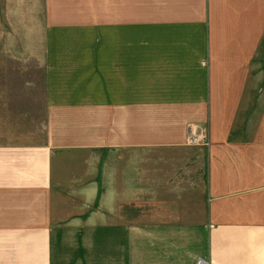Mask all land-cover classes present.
I'll list each match as a JSON object with an SVG mask.
<instances>
[{
    "label": "crops",
    "instance_id": "crops-1",
    "mask_svg": "<svg viewBox=\"0 0 264 264\" xmlns=\"http://www.w3.org/2000/svg\"><path fill=\"white\" fill-rule=\"evenodd\" d=\"M14 36L58 115L0 140V264H264V0H0Z\"/></svg>",
    "mask_w": 264,
    "mask_h": 264
},
{
    "label": "rangeland",
    "instance_id": "rangeland-1",
    "mask_svg": "<svg viewBox=\"0 0 264 264\" xmlns=\"http://www.w3.org/2000/svg\"><path fill=\"white\" fill-rule=\"evenodd\" d=\"M21 39L0 37V43L17 44ZM22 43L28 41L22 39ZM39 55L26 60L0 52V140L39 141L44 137L46 122L58 115L45 106L44 69Z\"/></svg>",
    "mask_w": 264,
    "mask_h": 264
},
{
    "label": "built area",
    "instance_id": "built-area-1",
    "mask_svg": "<svg viewBox=\"0 0 264 264\" xmlns=\"http://www.w3.org/2000/svg\"><path fill=\"white\" fill-rule=\"evenodd\" d=\"M195 264H208V262L203 258H198Z\"/></svg>",
    "mask_w": 264,
    "mask_h": 264
}]
</instances>
